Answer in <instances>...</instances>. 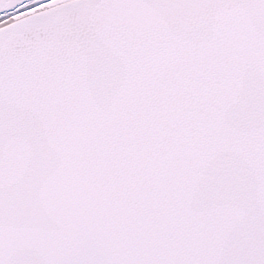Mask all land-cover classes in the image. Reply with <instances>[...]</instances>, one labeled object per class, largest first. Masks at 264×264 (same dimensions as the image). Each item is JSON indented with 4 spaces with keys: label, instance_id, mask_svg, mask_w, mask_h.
<instances>
[{
    "label": "snow or ice",
    "instance_id": "obj_1",
    "mask_svg": "<svg viewBox=\"0 0 264 264\" xmlns=\"http://www.w3.org/2000/svg\"><path fill=\"white\" fill-rule=\"evenodd\" d=\"M0 264H264V0H0Z\"/></svg>",
    "mask_w": 264,
    "mask_h": 264
}]
</instances>
